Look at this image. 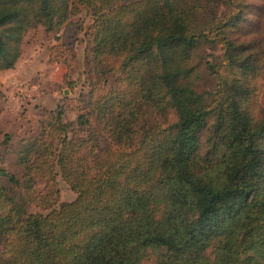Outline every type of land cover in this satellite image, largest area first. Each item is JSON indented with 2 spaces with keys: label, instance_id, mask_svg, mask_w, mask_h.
<instances>
[{
  "label": "trees",
  "instance_id": "trees-1",
  "mask_svg": "<svg viewBox=\"0 0 264 264\" xmlns=\"http://www.w3.org/2000/svg\"><path fill=\"white\" fill-rule=\"evenodd\" d=\"M79 8L88 91L0 166V264H264V0H0V70Z\"/></svg>",
  "mask_w": 264,
  "mask_h": 264
},
{
  "label": "rangeland",
  "instance_id": "rangeland-1",
  "mask_svg": "<svg viewBox=\"0 0 264 264\" xmlns=\"http://www.w3.org/2000/svg\"><path fill=\"white\" fill-rule=\"evenodd\" d=\"M90 12L79 8L60 31L47 32L44 27L30 29L24 39L23 53L16 67L0 70V166L23 176L15 151L22 140L40 131L45 114L63 107L67 119L75 120L78 99L88 91L86 50L91 46ZM201 53L209 59L212 51ZM202 87L211 89L212 79L202 74ZM69 83H71L70 86ZM152 122L163 123L153 117ZM9 138V139H8ZM59 203L71 202L76 195L60 172L56 178ZM46 180L38 179L36 189L45 192ZM35 212L36 208L31 207Z\"/></svg>",
  "mask_w": 264,
  "mask_h": 264
}]
</instances>
